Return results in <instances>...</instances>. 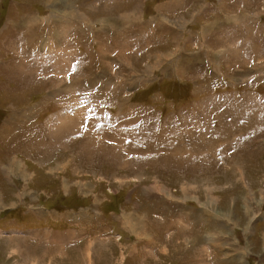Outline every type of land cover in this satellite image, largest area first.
<instances>
[{"label":"rangeland","instance_id":"rangeland-1","mask_svg":"<svg viewBox=\"0 0 264 264\" xmlns=\"http://www.w3.org/2000/svg\"><path fill=\"white\" fill-rule=\"evenodd\" d=\"M52 1L0 0V264H264V0Z\"/></svg>","mask_w":264,"mask_h":264},{"label":"crops","instance_id":"crops-1","mask_svg":"<svg viewBox=\"0 0 264 264\" xmlns=\"http://www.w3.org/2000/svg\"><path fill=\"white\" fill-rule=\"evenodd\" d=\"M59 1H61V0H59ZM54 2H57V0H53L52 1V4L54 3ZM138 12V10H133V9H130L128 12H126V14H128V20H130V15H131V13H136V12ZM139 13V12H138ZM54 15H57V13L55 12L54 13ZM126 18V17H125ZM135 18H138V17H135ZM51 25V24H50ZM130 26V25H129ZM124 27H126V28H129L128 26H127V24H125L124 25ZM126 32H128V33H130V31L128 30V31H126ZM54 34H56V33H54ZM58 48L60 49V47L58 46Z\"/></svg>","mask_w":264,"mask_h":264},{"label":"bare ground","instance_id":"bare-ground-1","mask_svg":"<svg viewBox=\"0 0 264 264\" xmlns=\"http://www.w3.org/2000/svg\"><path fill=\"white\" fill-rule=\"evenodd\" d=\"M57 32V31H56ZM88 117V116H87Z\"/></svg>","mask_w":264,"mask_h":264}]
</instances>
